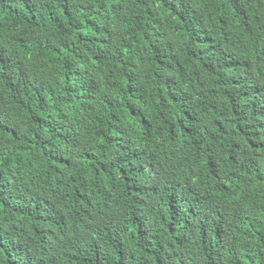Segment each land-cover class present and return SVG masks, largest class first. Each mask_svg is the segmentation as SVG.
Listing matches in <instances>:
<instances>
[{
    "label": "trees",
    "instance_id": "16d2710c",
    "mask_svg": "<svg viewBox=\"0 0 264 264\" xmlns=\"http://www.w3.org/2000/svg\"><path fill=\"white\" fill-rule=\"evenodd\" d=\"M0 264H264V0H0Z\"/></svg>",
    "mask_w": 264,
    "mask_h": 264
}]
</instances>
